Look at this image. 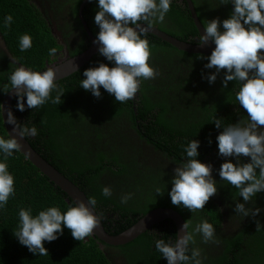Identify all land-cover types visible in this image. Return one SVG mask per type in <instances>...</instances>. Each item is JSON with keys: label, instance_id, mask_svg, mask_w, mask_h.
<instances>
[{"label": "trees", "instance_id": "16d2710c", "mask_svg": "<svg viewBox=\"0 0 264 264\" xmlns=\"http://www.w3.org/2000/svg\"><path fill=\"white\" fill-rule=\"evenodd\" d=\"M174 3L175 1L169 13L173 14L178 22L184 23L185 20L179 16L178 12L181 16L183 14L177 10ZM228 7L232 8L230 4ZM188 14H190L189 10ZM7 15L13 16V23L8 28L3 27V19ZM221 30L223 31L222 28ZM0 31L18 62L33 71L43 70L45 60L49 57V49L58 47V41L47 26L46 20L41 18L40 12L34 5L30 6L27 0H0ZM24 34L32 37L33 45L22 52L19 48V38ZM169 34L181 41L199 37V31L192 21L182 33L178 30L172 32L170 30ZM147 39L152 48V55L156 58L162 59L159 57L162 53L168 61L170 58L181 61V55H184V58L191 57L195 65L197 62L199 67L201 66L197 69L199 76L204 73L200 58L205 57L204 55H191L179 51L154 35L149 34ZM0 60L8 66L7 69L0 67V87H2L9 85V77L16 66L8 63L1 53ZM98 65L99 63L95 64L93 58L77 73L58 81L65 91L62 97L63 103L60 105L49 102L38 109H27L21 112L16 108L17 98L14 100L12 109L18 123L29 127L34 125L38 129L37 136L26 137L32 147L83 190L89 199L96 198L95 209L99 215L103 216V224L110 235L117 236L125 232L149 212L158 208H174L184 216L186 221L193 220V227L198 223L197 221L201 220L198 215L206 212L212 217L208 222L216 228V238L219 237L221 244L210 249L209 246L213 243L205 244L197 236L195 246L202 249L204 264H264V227L257 231V221L264 225V211L256 217L239 216L235 212V205L243 198H239L238 190L233 186L221 184L216 194L225 198L226 205L234 210L237 222L243 223V227L234 231L232 235L229 233L230 229H227L229 225L224 227L222 214L213 199L209 200L205 210H198L199 213L195 214L187 208L174 206L168 195L172 187L169 185L172 175L168 174L164 177L157 174L158 177H155L156 175L151 174L150 180H142L139 172L143 170L141 166L143 164L139 165L137 156L134 158L129 151L102 149L98 144L96 146L91 144L90 140L91 137L101 139L106 137L100 133L95 124L97 112L121 118L126 116L133 126H137L138 121L144 122L145 130L157 148L176 156L177 161H182L186 157L183 149L187 143L197 139L201 145L199 159L202 161L207 155L216 151L215 148L218 146L213 136L214 132L219 131L213 123L214 120L222 119L223 124L227 126L236 122L238 118L230 104L232 99L236 100L235 95L239 90V84L229 82L227 88H222L229 91L231 100L224 101L214 92L210 100L201 97L200 105L193 104L190 107L195 108L193 116L201 118V121L193 126L195 130L193 132L190 122L195 120L189 118L191 111L177 112L179 102H175L174 98H181L182 102L183 98L174 94L180 90V87L175 83L173 73L168 72V76L172 79V86L160 100L153 97L155 89L151 91L141 84L142 102L141 107H137L136 113L134 105L128 101L116 102L115 97L103 88H101L102 97L96 98L89 91L79 87L80 81L86 78L83 72ZM162 77L166 78L163 73ZM156 82L160 83V80ZM7 94L0 89V104L3 103ZM184 94L185 92L181 96ZM111 100L112 103H108ZM176 126H182L181 129L184 131L178 133ZM0 136L9 137L2 114H0ZM92 148L100 150L97 152ZM242 159L248 162L250 158ZM7 163L9 171L15 177L16 191L6 208L0 211V264H167V261L156 251L154 241L158 238L175 240L177 231L171 220L156 225L134 241L121 246L109 245L93 235L83 241H77L72 237L71 230L65 228L64 235L58 240L45 242L44 246L48 250V255L33 254L26 246L21 245L14 235L20 223L19 210L31 208L33 215H36L41 210L55 206L59 207L63 213L69 207L75 206V203L20 151L9 157ZM110 177L119 182L122 179L129 181L134 177L132 184L125 185L126 193L135 194L127 205L120 203L121 196L117 197L118 193L115 194L116 198H105L101 194L104 186L113 188L119 185L117 182H111ZM150 181L152 190L147 193L146 188ZM165 184L168 188L164 195H155V188H163ZM246 207L264 209V193L258 194L257 198L249 202Z\"/></svg>", "mask_w": 264, "mask_h": 264}, {"label": "clouds", "instance_id": "9594fccd", "mask_svg": "<svg viewBox=\"0 0 264 264\" xmlns=\"http://www.w3.org/2000/svg\"><path fill=\"white\" fill-rule=\"evenodd\" d=\"M172 2L89 0V3H97L99 7L94 21L100 30L94 42L100 45L99 54L109 63L101 62L97 67L86 69L83 72L86 78L80 81L79 87L96 98L102 97L103 88L115 97L116 102L126 103L137 95L143 81L155 79L158 72L149 63L152 48L147 36L156 25L165 22ZM228 4L234 6L230 17L223 21L219 17L206 21L203 34L199 36V46L203 47L209 42L215 45L211 55L206 57L208 63L204 66L205 69H215V73L206 77L202 74V77L209 84H214L220 72L226 70L223 87L227 88L232 81L239 84L235 99L246 110L247 119L227 126L219 118L213 122L217 129L223 128L216 142L219 156L225 158L226 162L220 166L218 175L222 181L238 190L239 198H243L244 203H236L235 212L244 218L256 217L264 209L248 208L246 204L264 193V0H220V5ZM12 23V15L4 17L3 27L8 28ZM32 45L30 35L24 34L19 38L22 52ZM56 54L55 47L49 49V57ZM200 58L205 59L203 56ZM12 61L17 63L15 58ZM76 69L79 71L77 65ZM0 89L5 93L15 91L16 108L21 112L38 109L49 102L60 105L65 94L57 81V70L51 66L41 72L19 65L12 71L9 85ZM0 114L19 137L11 134L8 138L0 136V211H3L16 191L15 177L9 171L7 160L22 150L20 139L37 136L38 129L34 125L29 127L18 123L11 110L7 111L5 120L3 104H0ZM200 146L198 140L192 139L184 147L186 159L174 169L172 187L168 192L174 206L187 208L192 213L203 210L218 192L213 165L202 163L199 159ZM242 158L250 159L244 162ZM167 188V184L163 188L156 187L155 195L163 196ZM101 194L110 198L113 190L110 186H104ZM134 195L131 192L122 195L120 203L127 205ZM96 203L93 197L87 202L80 200L63 213L59 207L53 206L36 215H33L31 208H21L19 227L14 235L33 254L48 255L45 242L58 240L64 235L65 228L71 230L75 240L83 241L100 227L103 216L95 212ZM262 227L264 225L257 221V231ZM197 236L205 244L217 242L216 228L212 223L204 219L193 227L190 219L180 227L175 240L155 239V249L167 264H204L202 249L195 246Z\"/></svg>", "mask_w": 264, "mask_h": 264}, {"label": "flooded vegetation", "instance_id": "af4514ba", "mask_svg": "<svg viewBox=\"0 0 264 264\" xmlns=\"http://www.w3.org/2000/svg\"><path fill=\"white\" fill-rule=\"evenodd\" d=\"M174 1L177 10L181 11L183 14V16H181L178 12L179 16L181 18L183 17L185 22H178L173 14L168 13L165 22L163 24H158L154 27L155 29L166 33L168 36H171L169 34L170 30L171 32L178 30L182 33L186 28H188L191 21L196 25L195 19L193 17V10H191V7H193L203 28L204 23H206V21L215 19L217 17H219L221 21L229 18L230 13L234 8V6L231 4L230 5L232 8H229L228 5H220V0H173V2ZM27 2L30 6L34 5L35 8L40 12L41 18L46 20L47 26L50 28L53 36L58 41V47L56 48V56L48 57L45 60V68H43L41 72L47 70V68L50 66L53 67L57 64L65 62L66 60H70L80 54H83L84 52L89 50V48L95 43L94 41L96 40V35L100 30L94 21L95 15L99 10L97 3H89V0H27ZM188 10L190 14H188ZM200 34L202 33H200L199 31V36ZM174 38L176 37L174 36ZM191 39H193L194 41L187 40L185 42L199 45V37H191ZM0 53L3 54V57L6 58L8 63L12 64V66L15 65L17 67L19 65H22L18 62V60L9 50L1 31ZM188 54L192 55L194 53ZM203 55L207 57L210 56L211 53ZM181 56V61H177L173 58H170L168 61L164 58L165 54L163 53L159 56L162 59H158L155 56L151 55L149 63L157 70L158 75L155 79L143 81L142 84L145 85L151 91L152 89H155L153 97L156 98V100H160L161 97H163L164 94L170 90L169 87L172 86V79L168 76V72L173 73L175 83L180 87V90L175 92L174 94L183 98V102L181 98H174L175 102H179L177 105V112L179 113L191 111L189 118L194 119L195 122H190V126L192 128V131L194 132L195 130L193 126L196 125L199 121H201V118L193 116L195 108H190L193 104L200 105L201 97H205L206 100H210L211 97H213L214 92L219 95L220 98L224 101L228 99L231 100L232 97L229 96L228 90L222 89V82L226 70H222V74L220 72L214 84H209L208 81L202 77V75L199 76V74L197 73V69L201 66L199 67L198 63L195 62L197 65L196 67L191 57L184 58V55ZM13 58H15L17 63H13ZM93 58L95 64L101 62L108 63L106 58L101 56L99 53ZM2 61L3 60H0V67L7 69L8 66L1 63ZM173 63H175L174 66ZM207 63V59H201V65L204 69V77L211 73H215V69H205L204 66ZM109 66L111 67V65ZM162 73L165 75L166 78L162 77ZM157 80H160V83L156 82ZM141 91L142 88L140 87V91L137 93V95L133 99L128 101L130 104L134 105V111L136 113L138 111L137 107H141ZM184 92L185 94L181 96ZM170 93L172 92L170 91ZM108 103H112V100L108 101ZM230 107H233V112H236L238 116L236 122H234L233 124L238 123L240 120L247 119L246 110H244L242 106H239L236 100L232 99ZM95 117V124L97 125L98 130L102 135H106V137H103V139L99 137H91V144H93L94 146L98 144L100 148L107 150L111 148V150L115 149L121 152L129 151L132 155H134V158L137 156V161L139 162V165L143 164L141 165L143 166V170L139 172V175L142 180H150L149 175L151 174L156 175L155 177H158L157 174H160L164 177H167L168 174L173 176L174 169L178 166V164L182 163L186 159L185 157L182 159V161H177L176 156L166 151L158 149L157 146L153 143V140L150 139L151 136L149 135V133L146 132L144 122L138 121L137 126H133V124L130 123L129 118H127L126 116L121 118L119 116H114L101 112H97ZM181 128L182 126H176L178 133L184 131V129ZM218 130L219 131L213 133L215 139L223 131L222 128ZM92 150H96L98 152V150L100 149L92 148ZM215 150L216 151L207 155L201 162L213 165V177L214 179H216L219 189V185L222 184L223 186H225L226 184H228L227 182L222 181L218 175V170L220 166L226 161L225 158H220L218 146L215 148ZM133 178L134 177H132V180L129 179V181L122 179V181L119 182L114 181V179L110 177L111 182L119 183V185H115L112 188L114 195H112L111 197L114 198L116 193L119 194L117 197L126 194L125 185L128 183L132 184ZM151 184L152 182L149 183L148 188H146L147 193L152 190ZM169 185L172 186L171 182H169ZM210 199H213L216 205L218 206L219 212L222 214L223 217L222 220L224 227L229 225L227 229H230V234L233 235L234 231L236 232L243 227V223L240 224L239 222H237V217L235 218L234 210H231L226 205L225 198L220 197V195H214ZM239 203H244V201L240 200ZM205 208H207V204L205 205ZM205 208L203 210H205ZM170 209L175 210L174 208ZM195 213H199V211L197 210V212ZM206 214L207 213L205 212L202 215L198 216H200L201 220H210L212 217ZM216 240L217 242L213 243L214 246L210 244V249H214L215 247H217V245L221 244L219 237H217Z\"/></svg>", "mask_w": 264, "mask_h": 264}, {"label": "water", "instance_id": "95a60500", "mask_svg": "<svg viewBox=\"0 0 264 264\" xmlns=\"http://www.w3.org/2000/svg\"><path fill=\"white\" fill-rule=\"evenodd\" d=\"M191 10H193V17L195 19V23L198 28V31H200V33L203 34L204 28L199 18L197 17L193 7H191ZM148 34H152L161 38L163 41L169 43L173 47L183 52L206 55L211 53L215 48V45H213L211 42L201 47L198 44L184 42L172 36H168L166 33L157 30L155 28L151 29ZM99 47L100 45L94 43L89 48V50H87L83 54H80L70 60H66L61 64H57L53 66L57 70V81L68 78L73 74H75L76 72H78L76 69V65L78 66L79 70L82 69L85 65H87L92 60V58L99 53ZM16 98L17 97L15 91L9 92L5 96L2 103L5 109V120L7 119V111L11 110L13 112L12 105ZM4 125L7 130L8 136H10L11 134L13 137L19 138L18 133L13 131L12 125H8L5 122ZM20 143L23 145V148L20 152L34 166H36L46 177H48L51 180V182L55 183L57 187H59L66 194H68L70 199L75 204L80 200H84L85 202L89 200L85 192L81 190L73 181H71L63 173H61L57 168H55L52 164H50V162H48L43 156H41L32 147V145L30 144V142L27 140L26 137L20 139ZM95 212L98 214L96 209ZM166 220L173 221V223L176 226L177 234L180 231V227L183 225V223L186 222L184 217L178 211L170 208H158L149 212L142 219H140L134 226H132L131 228H129L128 230L117 236H112L106 231L103 221H101L100 227L98 229H95L92 235L98 237L99 239H101L102 241L106 242L109 245L121 246L134 241L145 232L151 230L153 227Z\"/></svg>", "mask_w": 264, "mask_h": 264}]
</instances>
